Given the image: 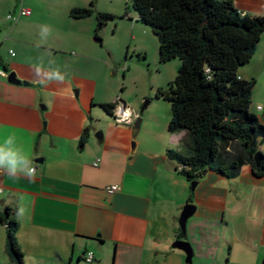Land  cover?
<instances>
[{
	"label": "crops",
	"instance_id": "0c3cea01",
	"mask_svg": "<svg viewBox=\"0 0 264 264\" xmlns=\"http://www.w3.org/2000/svg\"><path fill=\"white\" fill-rule=\"evenodd\" d=\"M91 2L67 6L64 21L71 28L47 25L50 34L42 38L43 24L29 0H0V69L7 74L0 75V148L16 151L36 170L29 179L0 168V210L16 213L24 264H187L185 253L172 247L181 238L179 219L187 204L196 207L185 237L192 264H263L264 177L246 165L232 180L207 173L193 189L167 156L168 150H184L187 132L172 134L170 122L155 114L142 119L144 113L118 98L142 119L134 140L135 124H116L102 109L118 100L109 101L84 72L89 58L103 62L92 40L97 22L94 16L69 17L71 9ZM233 2L244 14L264 17V0ZM22 7L32 15L8 20ZM68 51L73 57L53 64ZM57 70L63 82L49 79ZM12 72L29 85L9 83ZM239 76L256 81L251 111L264 125V34ZM259 149L264 153V144ZM113 185L119 190L110 194ZM6 240L0 224V264H15ZM88 252L93 263L85 261Z\"/></svg>",
	"mask_w": 264,
	"mask_h": 264
},
{
	"label": "trees",
	"instance_id": "16d2710c",
	"mask_svg": "<svg viewBox=\"0 0 264 264\" xmlns=\"http://www.w3.org/2000/svg\"><path fill=\"white\" fill-rule=\"evenodd\" d=\"M132 5L140 22L158 38L161 63L181 61L174 81L157 92V99L171 105L169 132H187L190 138L184 150L167 151L179 173L190 183L210 172L232 180L248 165L257 178L264 177V153L259 149L264 125L251 111L256 81L239 76L256 54L264 17L242 13L233 0H132ZM93 16L97 37L112 15L96 12L94 2L69 12L74 20ZM120 103L122 99L101 107L113 115ZM0 224L7 229V256L24 264L16 213L0 210Z\"/></svg>",
	"mask_w": 264,
	"mask_h": 264
},
{
	"label": "rangeland",
	"instance_id": "374dc122",
	"mask_svg": "<svg viewBox=\"0 0 264 264\" xmlns=\"http://www.w3.org/2000/svg\"><path fill=\"white\" fill-rule=\"evenodd\" d=\"M29 1L37 8V17L43 25H54L57 22L63 28H71L64 19H67V6L76 0ZM92 2L95 3L96 12L110 14L114 18L107 21L99 35L97 37L94 35L92 39L97 45L96 55L102 57L103 62L89 58L83 62L86 66L84 72L98 81L100 91L107 95L109 101L123 98L140 116L141 109L149 102L141 118L155 114L164 120V124L169 123L172 116L171 105L157 99V92L160 89L166 90L174 81L181 61L175 59L161 63L158 38L150 27L140 22L138 14L133 9L132 0ZM53 13L57 20L53 18ZM93 19L96 21V16ZM69 21L74 23L72 20ZM84 23H88V20ZM96 40L102 42L97 43ZM72 55V51H68L66 55L61 54L58 59L53 60V64L60 65L62 61H68L73 57ZM64 66L66 65H61ZM190 185L192 187V183Z\"/></svg>",
	"mask_w": 264,
	"mask_h": 264
},
{
	"label": "water",
	"instance_id": "95a60500",
	"mask_svg": "<svg viewBox=\"0 0 264 264\" xmlns=\"http://www.w3.org/2000/svg\"><path fill=\"white\" fill-rule=\"evenodd\" d=\"M99 43H101L102 41L101 40H97ZM8 82L9 83H14V84H17V85H23V86H28L29 83L28 82H25V81H21L17 78V74L16 72H12L9 74L8 76ZM149 105V102H146V104L143 106V108L141 109V111L143 112ZM121 108L124 110L126 109V105L123 103L121 105ZM141 123H142V119L139 118L135 125H134V130H133V138L134 140L136 139L138 133H139V130H140V127H141ZM87 131H89V129H87ZM97 138H101L102 137V132L98 133L96 135ZM264 141H261L260 145H263ZM135 146V144H133V147ZM255 160L256 162L258 163L260 161V155L257 154L255 156ZM40 162V161H38ZM197 186V182L195 183H192V188L194 189L195 187ZM196 211V207L192 204H187L182 213H181V216H180V219H179V226H180V231H181V238L177 239L172 247L173 249H178V250H181L185 253L186 255V263L187 264H192V259H193V248L191 246V244L185 240V237H186V233H187V222L188 220L194 215ZM263 264H264V261H263Z\"/></svg>",
	"mask_w": 264,
	"mask_h": 264
},
{
	"label": "clouds",
	"instance_id": "9594fccd",
	"mask_svg": "<svg viewBox=\"0 0 264 264\" xmlns=\"http://www.w3.org/2000/svg\"><path fill=\"white\" fill-rule=\"evenodd\" d=\"M50 27L47 25L41 26V37L46 38L50 34ZM39 72V69L37 70ZM49 79H55L56 81L63 82L65 80V76L61 74L58 70L54 71L50 74ZM10 143V141L8 142ZM21 159L25 161V164L21 163ZM0 168L7 171L9 175L15 176L17 174H23L27 176L29 179L34 178L35 169L31 167V162L28 161L24 157H19L16 151L11 149L5 150L0 148ZM25 213V208L20 207L18 209V215L23 216ZM91 257V253L89 254Z\"/></svg>",
	"mask_w": 264,
	"mask_h": 264
},
{
	"label": "built area",
	"instance_id": "2783aa9c",
	"mask_svg": "<svg viewBox=\"0 0 264 264\" xmlns=\"http://www.w3.org/2000/svg\"><path fill=\"white\" fill-rule=\"evenodd\" d=\"M32 15V11L28 8L22 7L19 9L18 13L16 15H8V20L12 21L13 23H18V21L21 18H26V17H30ZM10 54L12 56H14L13 51H10ZM0 75L1 76H7L6 72H4L3 70L0 69ZM114 117V121L116 124L119 125H134L136 123V121L139 119V115L138 114H134L133 112L129 111V109H122L121 106L120 108L118 107L113 114ZM35 169V168H34ZM36 172V170H35ZM108 192L110 194H114L116 191L119 190V186L118 185H113L110 186L108 189ZM91 253V257H89V254ZM85 261L87 263H93L94 261V254L92 252H88L86 254L85 257Z\"/></svg>",
	"mask_w": 264,
	"mask_h": 264
}]
</instances>
